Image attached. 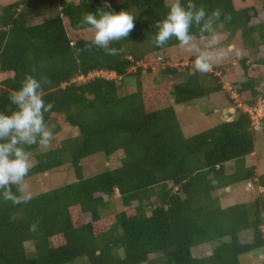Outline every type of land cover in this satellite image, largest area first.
Wrapping results in <instances>:
<instances>
[{
    "label": "trees",
    "instance_id": "1",
    "mask_svg": "<svg viewBox=\"0 0 264 264\" xmlns=\"http://www.w3.org/2000/svg\"><path fill=\"white\" fill-rule=\"evenodd\" d=\"M32 2L14 1L0 13V110L25 73L46 76L44 98L54 104L46 124L68 123L79 133L45 151L32 146L34 167L26 179L67 163L76 179L25 204L0 196V264H242L247 254L264 251V192L251 204L228 207L220 204L223 193L214 194L242 182L264 188L254 155L255 131H264V123L256 126L243 108L262 101L264 110V0L241 9L234 0H195L231 16L220 32L233 34L222 45L240 29L252 48L239 59L245 79L235 85L238 97L250 96L243 102L227 92L231 115L190 137L176 106L225 88L213 71L196 72L193 56L185 65L160 66L148 81L145 57L179 46L173 39L161 48L150 39L167 0H58L59 11L37 23ZM107 5L135 16L134 31L112 45L123 48L119 56L92 45L82 23L85 13ZM197 35L200 43L207 39ZM97 153L117 154L120 165L85 176L83 160ZM231 161L236 169L227 174ZM113 199L122 207L109 214ZM33 223L37 228L29 231ZM244 231H251L248 242L240 240ZM225 237L230 240L211 254L194 256L195 246Z\"/></svg>",
    "mask_w": 264,
    "mask_h": 264
},
{
    "label": "clouds",
    "instance_id": "2",
    "mask_svg": "<svg viewBox=\"0 0 264 264\" xmlns=\"http://www.w3.org/2000/svg\"><path fill=\"white\" fill-rule=\"evenodd\" d=\"M107 7L109 10L102 8L96 13H85L82 23L91 33L92 45L102 49L106 55L119 56L123 48L112 45L134 31L135 16L127 10L114 11L110 5ZM167 7L165 16L153 25L150 39L154 45L162 48L175 39L182 49L192 53L196 72H211L215 63L228 56V50L221 43L220 29L230 22L231 16L219 7L209 12L195 0H186V3L171 0ZM197 33L199 37L207 38L203 44ZM48 83L46 76L25 73L20 87L9 94V104L0 110V196L14 205L28 203L34 198L26 179L34 167L29 149L34 145L47 149L54 138L45 121V114L54 107L53 102H46L44 98ZM13 186L16 187L15 192ZM36 228L33 223L29 231Z\"/></svg>",
    "mask_w": 264,
    "mask_h": 264
},
{
    "label": "rangeland",
    "instance_id": "3",
    "mask_svg": "<svg viewBox=\"0 0 264 264\" xmlns=\"http://www.w3.org/2000/svg\"><path fill=\"white\" fill-rule=\"evenodd\" d=\"M14 1L17 0H0V13L2 12V9L5 5H8ZM115 1L119 2L120 0ZM261 1L262 0H234L235 6L238 9L254 5ZM167 3H171V0H167ZM30 11L35 15L32 18V22H43L59 11V2L58 0H33ZM232 34L233 33H231L230 31L222 33L221 40L225 41L228 37L232 36ZM205 40L206 39L202 40L201 42L204 43ZM226 43L227 44L222 46L226 50H228V56L223 60L215 63L212 70L217 74V76L220 77V81L224 83V94L222 92H215L207 98L195 99L191 102L178 104L176 106L178 118L186 137H190L206 131L221 123L226 118V116H229V112L232 110V105L227 97V92L231 95L232 98H234V100L235 98H238L239 100L243 101L242 98H247L250 96L249 94H247L242 96V98L238 97L235 88L239 82L245 79L242 66L241 64H239V59L248 54V51L250 50V48H252V44L244 41V39L242 38V31L240 29H238L236 33H234L232 39L227 40ZM192 56V53L185 51L180 46H173L165 49L163 52L152 53L149 55V57L146 56L145 62L143 61L142 64L144 66V69H147V67H151L152 72L148 76V81L152 83L155 75L159 74L160 66H165L167 64H171L173 66H176L178 64L185 65L189 63ZM1 77L2 75L0 74V78ZM133 86L134 85H131L129 90H135V87ZM262 86H264V81L262 82ZM225 110H227V114L224 113ZM262 116L263 113L262 115L256 114V116H254V122L256 126H260L261 124L263 125L264 121ZM48 127L54 133L52 142L76 136L79 133L77 127L72 126L68 123H64L60 127ZM255 133L256 145L254 155L257 158L256 169L257 175L262 176L264 174V131H261L259 130V128H257ZM47 149L39 147L37 151H45ZM118 165H120V161L118 160L117 154L108 157L103 153H97L95 155L88 156L83 160V173L85 176H90L107 169H113ZM235 169V161L227 163V174L233 173ZM75 179L76 174L74 168L71 166V164L67 163L54 170H50L43 174L34 175L33 177L28 178L27 181L30 184L31 191L34 195L42 191L62 186L66 183L74 181ZM262 192H264L263 187H255L251 184L242 182L235 183L234 185L226 189L216 191L214 194L218 195L220 193H223V198L220 199V204L222 207H228L230 205L241 202L251 204L253 199L256 196L262 194ZM119 205L120 207H122L121 203L118 202L117 199H113L107 213H116L119 210ZM251 238V231H244L241 234L240 240L242 242H248L251 240ZM229 240V237H225L222 240L197 245L193 248V254L196 257L207 256L213 252V249L217 245L221 244L223 241L227 242ZM26 247L28 251L32 250L33 243L28 242L26 244ZM262 260H264V251L255 253L253 252L247 254L243 258L242 264H261ZM76 264H83V262L77 261Z\"/></svg>",
    "mask_w": 264,
    "mask_h": 264
},
{
    "label": "built area",
    "instance_id": "4",
    "mask_svg": "<svg viewBox=\"0 0 264 264\" xmlns=\"http://www.w3.org/2000/svg\"><path fill=\"white\" fill-rule=\"evenodd\" d=\"M235 99H236V98H235ZM261 102H262V101H260V102L258 103L257 106L244 105L243 108H244L245 111L249 112V113L252 115L253 119L255 118L254 116H256V114H258V115H262V113H263L262 118H264V110L261 109V107H260V103H261ZM260 113H261V114H260ZM254 123H255V122H254ZM255 125H256V124H255ZM257 125H258V124H257ZM259 125H260V124H259Z\"/></svg>",
    "mask_w": 264,
    "mask_h": 264
},
{
    "label": "water",
    "instance_id": "5",
    "mask_svg": "<svg viewBox=\"0 0 264 264\" xmlns=\"http://www.w3.org/2000/svg\"><path fill=\"white\" fill-rule=\"evenodd\" d=\"M224 113L227 114V113H228L227 110H225ZM230 115H231V112H229V116H230Z\"/></svg>",
    "mask_w": 264,
    "mask_h": 264
}]
</instances>
